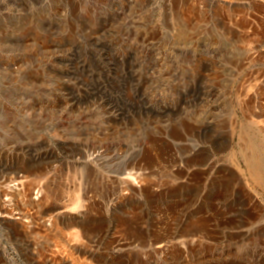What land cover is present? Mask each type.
<instances>
[{"label":"rangeland","instance_id":"obj_1","mask_svg":"<svg viewBox=\"0 0 264 264\" xmlns=\"http://www.w3.org/2000/svg\"><path fill=\"white\" fill-rule=\"evenodd\" d=\"M0 264H264V0H0Z\"/></svg>","mask_w":264,"mask_h":264},{"label":"bare ground","instance_id":"obj_2","mask_svg":"<svg viewBox=\"0 0 264 264\" xmlns=\"http://www.w3.org/2000/svg\"><path fill=\"white\" fill-rule=\"evenodd\" d=\"M75 198H77V197H75ZM74 204H75L76 206L79 205V198L75 199Z\"/></svg>","mask_w":264,"mask_h":264}]
</instances>
